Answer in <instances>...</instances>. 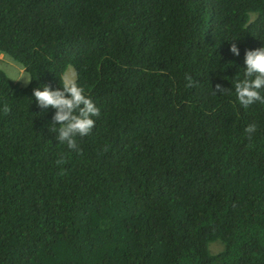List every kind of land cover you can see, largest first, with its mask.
Wrapping results in <instances>:
<instances>
[{
	"label": "trees",
	"instance_id": "trees-1",
	"mask_svg": "<svg viewBox=\"0 0 264 264\" xmlns=\"http://www.w3.org/2000/svg\"><path fill=\"white\" fill-rule=\"evenodd\" d=\"M261 45L264 0H0L28 74L0 68V264H264V104L232 88ZM68 65L100 108L78 153L32 96Z\"/></svg>",
	"mask_w": 264,
	"mask_h": 264
},
{
	"label": "clouds",
	"instance_id": "clouds-1",
	"mask_svg": "<svg viewBox=\"0 0 264 264\" xmlns=\"http://www.w3.org/2000/svg\"><path fill=\"white\" fill-rule=\"evenodd\" d=\"M229 51L234 56L240 55V48L235 42L230 44ZM242 68V78L232 83L237 101L244 108L257 102L264 104V45L245 49ZM187 79L190 86L192 78ZM60 84V87L44 84L34 88L32 96L40 108L54 109L51 125L58 126L54 129L58 143L78 153L77 137L86 136L92 130L94 118L100 115V108L74 77L65 76ZM215 88L219 92L224 89L219 83ZM255 130V124H249L245 129L248 133ZM60 163H63L62 156L57 159V164Z\"/></svg>",
	"mask_w": 264,
	"mask_h": 264
},
{
	"label": "rangeland",
	"instance_id": "rangeland-1",
	"mask_svg": "<svg viewBox=\"0 0 264 264\" xmlns=\"http://www.w3.org/2000/svg\"><path fill=\"white\" fill-rule=\"evenodd\" d=\"M0 68L5 71V73L16 83L19 85H25L28 82V74L25 69L16 63L9 56L0 52ZM65 76L74 77L73 68L68 65L63 73V78ZM222 249V243L219 240L213 241L210 244V250L212 252H217Z\"/></svg>",
	"mask_w": 264,
	"mask_h": 264
}]
</instances>
